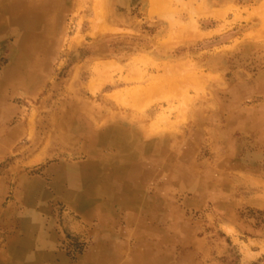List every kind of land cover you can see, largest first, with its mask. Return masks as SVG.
Segmentation results:
<instances>
[{"label":"rangeland","instance_id":"1","mask_svg":"<svg viewBox=\"0 0 264 264\" xmlns=\"http://www.w3.org/2000/svg\"><path fill=\"white\" fill-rule=\"evenodd\" d=\"M3 1L0 264H264V0Z\"/></svg>","mask_w":264,"mask_h":264},{"label":"bare ground","instance_id":"2","mask_svg":"<svg viewBox=\"0 0 264 264\" xmlns=\"http://www.w3.org/2000/svg\"><path fill=\"white\" fill-rule=\"evenodd\" d=\"M30 1V0H29ZM156 1H158V0H149L148 1V3H147V7H148V9L149 10H151L153 7H155V5H153ZM4 3H6L7 5H9V4H11L10 2H9V0H4L3 1ZM35 2V1H34ZM196 1L194 0V3H195ZM63 4L64 3V0H38V2L34 5V7L35 8H37V10H50V11H52V10H54L55 12H56V14H57V12H58V9H59V5L60 4ZM157 3V2H156ZM155 3V4H156ZM152 5H153V7H152ZM23 8H24V6H23ZM55 8V9H54ZM62 8V7H61ZM230 8V7H229ZM228 9V8H227ZM203 11L204 10H206V11H208L210 14H212V15H214L215 16V12H217V11H213V9L212 8H210V7H207L206 5H204V8L202 9ZM202 10H201V12H202ZM220 10V9H219ZM224 10H226L225 8H224ZM197 12L198 14L199 13H201L200 12V7H199V5L197 6H193L192 7V9L190 10V12L192 13L191 15H193V13L194 12ZM213 11V12H212ZM207 12V13H208ZM208 13V14H209ZM218 13H220V11L218 12ZM225 13V12H224ZM223 13V14H224ZM17 14V13H16ZM15 14V15H16ZM217 14V13H216ZM189 15H190V13H189ZM211 15V16H212ZM219 15V14H218ZM217 16V15H216ZM14 17V16H13ZM21 17H23V16H21ZM191 17V16H190ZM189 17V18H190ZM220 16H218L217 18H219ZM19 19H22V18H19ZM12 20V19H11ZM31 39V38H30ZM18 43H19V41H18ZM34 44H37V43H34ZM38 45L40 46L41 44L40 43H38ZM18 61V60H17ZM14 67V68H13ZM13 72L14 73H19L20 75H17V77H24L26 74H27V72L26 71H28L27 69H26V67H24V69H23V67L21 66V64H20V62H16L15 61V63L13 64ZM21 70H23V72L21 71ZM26 70V71H25ZM19 243V242H18ZM13 248V247H12ZM25 247H23V246H21L20 248L19 247H16V249L17 250H13L12 251V253H13V255H11L10 254V259L11 260H13V261H15V262H19L20 263V261H24V260H27L25 257H27V252L25 251V249H24ZM42 249V248H41ZM21 252V253H20ZM101 256V255H100ZM29 259V258H28ZM103 260H104V258H102ZM93 261V260H92ZM104 263V262H103ZM102 263V264H103ZM99 264V263H98Z\"/></svg>","mask_w":264,"mask_h":264}]
</instances>
